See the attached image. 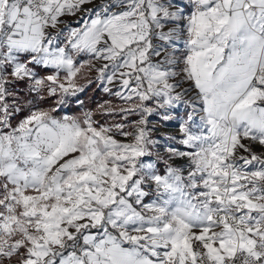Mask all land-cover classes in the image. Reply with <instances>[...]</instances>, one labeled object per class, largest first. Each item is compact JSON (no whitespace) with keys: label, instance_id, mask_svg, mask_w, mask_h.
Returning <instances> with one entry per match:
<instances>
[{"label":"snow or ice","instance_id":"1","mask_svg":"<svg viewBox=\"0 0 264 264\" xmlns=\"http://www.w3.org/2000/svg\"><path fill=\"white\" fill-rule=\"evenodd\" d=\"M0 264H264V0H0Z\"/></svg>","mask_w":264,"mask_h":264},{"label":"rangeland","instance_id":"2","mask_svg":"<svg viewBox=\"0 0 264 264\" xmlns=\"http://www.w3.org/2000/svg\"><path fill=\"white\" fill-rule=\"evenodd\" d=\"M99 2H100V0H96V3H99ZM93 6H94V5H89L88 7H93ZM68 19L71 21V20H74L75 18H68ZM89 75H90V77H91L93 80L95 79V73H94V72H93V73H90ZM80 83L83 84V85H85V89H84V91H83L82 93H79L77 97H69V98H68V103L60 108L59 111H61V113H60V114H56V115H58V116H60V117H62V116H64V115H68V116H73V117H75V116H82V114H83L84 112H86V111H90V112H93V113H99V112L97 111L98 106H99L100 104H103L105 101L112 100L114 104H119V103H120V102H119L118 100H116L114 97H112V96L108 95L107 93H105V92L103 91V89H102V86H98L96 83H92V84H95V85L97 86V88L99 89V91H100V92L102 93V95H103L102 97H101V96L98 97L99 99H98V101H97L96 106L94 107V109H93V110H87V109H83V108H82V114L80 113V114H77V115H74V114H72L71 112L69 113V112L66 110L67 107H68V105L71 104L72 102H74L75 105H81V104L79 103V101H82V100H83V99L81 98V96L84 95L85 91H86V90L89 88V86L91 85V84H87V82H86L85 80H80ZM85 99H87V98H84V100H85ZM48 107H52V105H51V106H45L44 108H48ZM95 119H96V118H95ZM136 119H138V117H136V116H131V117H129V121H134V120H136ZM149 119L152 121L153 124L160 123L159 117H150ZM101 120H102V121H100V122H101V123H104V119H101ZM151 126H152V125H150V127H151ZM175 129H176V127L174 128V130H175ZM160 131H161V132H169V131H166L165 129H161ZM153 138H154V139H155V138H161L160 133H156V134H154ZM255 150H256V151H259L260 149H259V147H257Z\"/></svg>","mask_w":264,"mask_h":264},{"label":"trees","instance_id":"3","mask_svg":"<svg viewBox=\"0 0 264 264\" xmlns=\"http://www.w3.org/2000/svg\"><path fill=\"white\" fill-rule=\"evenodd\" d=\"M99 96H103L102 93L99 91V89L97 88V86L95 84H91L89 86V88L85 91L84 95L81 96V98L83 99L82 102L80 103L81 105H75L74 102H72L71 104L68 105L67 107V111L74 115L77 114H82V108L83 109H87V110H93L94 107L96 106V103L98 101V97ZM84 98H87L84 100ZM53 106V101L52 100H48L44 103L41 104V107H45V106ZM61 111L55 113V114H60ZM23 115V114H22ZM94 118L102 121L101 116L99 113H94Z\"/></svg>","mask_w":264,"mask_h":264},{"label":"water","instance_id":"4","mask_svg":"<svg viewBox=\"0 0 264 264\" xmlns=\"http://www.w3.org/2000/svg\"><path fill=\"white\" fill-rule=\"evenodd\" d=\"M170 124H171V127L170 128H164L166 131H169V130H171V129H173V128L176 127L175 126V122H170Z\"/></svg>","mask_w":264,"mask_h":264},{"label":"bare ground","instance_id":"5","mask_svg":"<svg viewBox=\"0 0 264 264\" xmlns=\"http://www.w3.org/2000/svg\"><path fill=\"white\" fill-rule=\"evenodd\" d=\"M175 131H176V129L174 130V128L169 130V132H171V133H175Z\"/></svg>","mask_w":264,"mask_h":264}]
</instances>
